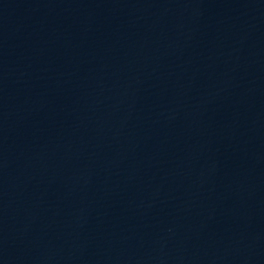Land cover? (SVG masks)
<instances>
[{
    "label": "water",
    "instance_id": "obj_1",
    "mask_svg": "<svg viewBox=\"0 0 264 264\" xmlns=\"http://www.w3.org/2000/svg\"><path fill=\"white\" fill-rule=\"evenodd\" d=\"M0 264H264V0H0Z\"/></svg>",
    "mask_w": 264,
    "mask_h": 264
}]
</instances>
